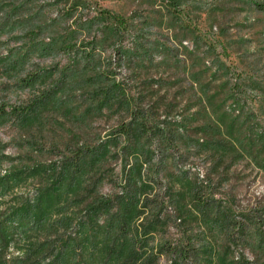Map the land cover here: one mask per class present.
Instances as JSON below:
<instances>
[{"label":"rangeland","instance_id":"rangeland-1","mask_svg":"<svg viewBox=\"0 0 264 264\" xmlns=\"http://www.w3.org/2000/svg\"><path fill=\"white\" fill-rule=\"evenodd\" d=\"M262 6L264 0H0V99L19 108L52 94L26 124L11 109L0 119L1 174L47 168L103 140H116L108 151L114 156L126 143L121 127L135 122L134 114L148 116L153 133L132 143L139 160L111 157L99 194H118L125 163L134 164L150 198L169 201L167 224L151 246L176 243L182 220L181 230L197 242L195 264H236L241 256L264 264ZM102 10L123 17L127 28L118 31ZM34 75V85H18ZM100 89L114 97L102 112ZM37 187L23 184L0 198V212L32 199ZM106 220L101 216V226ZM104 235L89 238L87 264H105ZM21 239L17 232L9 250H0V262L24 258Z\"/></svg>","mask_w":264,"mask_h":264},{"label":"trees","instance_id":"trees-1","mask_svg":"<svg viewBox=\"0 0 264 264\" xmlns=\"http://www.w3.org/2000/svg\"><path fill=\"white\" fill-rule=\"evenodd\" d=\"M261 9L264 10V6ZM101 15H107L116 24L118 31L127 28L123 17L112 15L107 10H102ZM17 65L18 62L8 65L7 72L11 71V67L16 69ZM37 79L34 75L27 80H18V85L30 87ZM96 93L99 112L113 105L111 90L100 89ZM51 95H42L34 103L19 108H13L2 98L0 119L11 113L17 121L26 124L35 118L37 105L49 100ZM7 109H11V112L8 113ZM133 119L135 122L121 127L120 137L126 138V143L114 156H109L108 151L109 145L113 147L112 142L116 140L111 143L103 140L105 142L101 141L96 145L83 144L68 157L47 168L33 166L20 174L7 172L2 175L0 172V198L21 188L23 184L38 185L36 196L32 199L21 198V203L12 208L9 214L6 211L0 212V250L8 251L12 238L19 232L22 237L19 250L24 253L22 260H5L0 264H87L83 254L89 238L104 234L106 236H102L104 240L100 244L103 245L105 264H158L161 258L167 259L170 264H195L194 260L198 257L197 242L193 237H187V230H181V219L180 224H176L180 233L176 243L161 240L158 248L151 246L167 224L162 213L169 201L164 197L151 199L152 192L142 183L141 173L134 164H128L133 159L138 161L140 157L136 152V143L132 144L133 140L136 141L141 134L153 133V125L149 126L148 116L134 114ZM203 143L205 142L201 140L197 142L199 146ZM216 143L220 145L219 142ZM3 153L4 148L0 144V171L7 161ZM116 155V159L120 157L123 161H128L121 173L120 191L116 195H101L98 191L109 171L104 165ZM253 159H258V154ZM263 163L261 168H264ZM22 175L25 176L22 178ZM95 193L97 195L94 196ZM199 200L197 196L198 205L206 207ZM101 216L107 217L103 226ZM237 224V231L243 232L245 224ZM230 241L231 246L235 247V233ZM217 264L235 262L227 263L223 259ZM236 264L254 263L241 256Z\"/></svg>","mask_w":264,"mask_h":264}]
</instances>
